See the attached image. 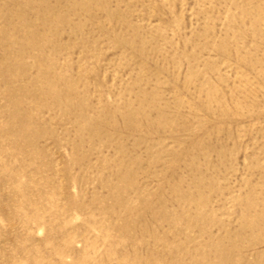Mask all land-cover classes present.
Wrapping results in <instances>:
<instances>
[{
    "label": "rangeland",
    "instance_id": "obj_1",
    "mask_svg": "<svg viewBox=\"0 0 264 264\" xmlns=\"http://www.w3.org/2000/svg\"><path fill=\"white\" fill-rule=\"evenodd\" d=\"M0 264H264V0H0Z\"/></svg>",
    "mask_w": 264,
    "mask_h": 264
},
{
    "label": "bare ground",
    "instance_id": "obj_2",
    "mask_svg": "<svg viewBox=\"0 0 264 264\" xmlns=\"http://www.w3.org/2000/svg\"><path fill=\"white\" fill-rule=\"evenodd\" d=\"M258 227V226H257Z\"/></svg>",
    "mask_w": 264,
    "mask_h": 264
}]
</instances>
